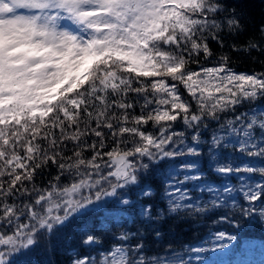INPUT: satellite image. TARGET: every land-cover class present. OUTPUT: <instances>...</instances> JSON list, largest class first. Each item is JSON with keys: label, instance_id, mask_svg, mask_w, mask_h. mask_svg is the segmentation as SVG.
Segmentation results:
<instances>
[{"label": "snow or ice", "instance_id": "snow-or-ice-1", "mask_svg": "<svg viewBox=\"0 0 264 264\" xmlns=\"http://www.w3.org/2000/svg\"><path fill=\"white\" fill-rule=\"evenodd\" d=\"M249 31L239 0H0V264L54 251L132 191L151 197L157 176L170 214L239 194L240 218H264V27ZM241 57L261 70L236 71ZM127 223L99 222L106 248L82 229L95 248L70 264H184L148 255Z\"/></svg>", "mask_w": 264, "mask_h": 264}, {"label": "trees", "instance_id": "trees-1", "mask_svg": "<svg viewBox=\"0 0 264 264\" xmlns=\"http://www.w3.org/2000/svg\"><path fill=\"white\" fill-rule=\"evenodd\" d=\"M239 2L249 18V36L258 35L257 29L264 27L261 23L264 21V0H239ZM247 39V36L241 37V43ZM233 67L238 72L261 70L260 64L244 57L236 61ZM207 166L202 160L201 167ZM208 178L216 180L218 185L220 181L227 182V178L222 176L212 175ZM148 182L152 184L151 197L141 196L137 189L128 194L127 197L132 201L129 205L114 204L111 206L112 211L105 209L101 215H89L79 219L66 229L54 251H46L43 248L37 250L29 258L30 264H70V258L76 257L77 252L86 254L90 249L95 248V246L82 245V229L90 230L98 235L106 248L109 237L97 231L99 222L105 216L125 218L128 222L127 230L139 232L137 239L144 243L148 255L173 254L174 259H182L184 264H205L208 245L214 241L216 233L225 232L227 235L236 237L230 240L233 250L229 258L236 255L242 263L264 264V218L260 217L259 213L240 218L239 204L247 205L239 194L235 196L237 207L210 209L206 213L195 216L170 214L167 211V197L164 195L163 185L159 182V176L149 179ZM203 199L206 200L207 197ZM147 205L152 206V216L156 217L155 219L149 220L141 216L142 207ZM225 213L230 216L236 215L235 224L220 221L219 217ZM237 224L239 227L236 226ZM114 231H121V229H114ZM157 232L159 235L156 234ZM137 239H133L132 243H137ZM93 255H96L95 251Z\"/></svg>", "mask_w": 264, "mask_h": 264}, {"label": "rangeland", "instance_id": "rangeland-1", "mask_svg": "<svg viewBox=\"0 0 264 264\" xmlns=\"http://www.w3.org/2000/svg\"><path fill=\"white\" fill-rule=\"evenodd\" d=\"M67 23V22H65ZM128 198V197H127ZM129 199V198H128ZM224 244L226 247L220 248L219 245ZM208 253H207V261L206 264H252V263H242L236 258V255L232 259H228L227 261H224V263L220 262L218 259H215L217 257L223 258L224 254H226L227 250H233L230 246V240L225 238L224 240H218L214 239V241L208 245ZM230 254H232L230 252Z\"/></svg>", "mask_w": 264, "mask_h": 264}]
</instances>
